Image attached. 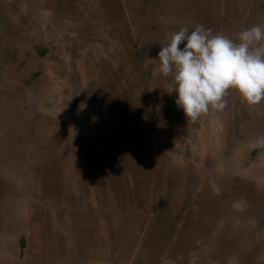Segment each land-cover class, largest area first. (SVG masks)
Returning <instances> with one entry per match:
<instances>
[{
  "label": "rangeland",
  "instance_id": "1",
  "mask_svg": "<svg viewBox=\"0 0 264 264\" xmlns=\"http://www.w3.org/2000/svg\"><path fill=\"white\" fill-rule=\"evenodd\" d=\"M198 24L264 0H0V264H264V100L193 122L152 76Z\"/></svg>",
  "mask_w": 264,
  "mask_h": 264
},
{
  "label": "clouds",
  "instance_id": "2",
  "mask_svg": "<svg viewBox=\"0 0 264 264\" xmlns=\"http://www.w3.org/2000/svg\"><path fill=\"white\" fill-rule=\"evenodd\" d=\"M157 58L152 76L171 77L167 93H176L175 104L193 122L210 108L223 110L229 90L250 106L264 100V25L242 30L235 40L203 24L181 27Z\"/></svg>",
  "mask_w": 264,
  "mask_h": 264
},
{
  "label": "trees",
  "instance_id": "3",
  "mask_svg": "<svg viewBox=\"0 0 264 264\" xmlns=\"http://www.w3.org/2000/svg\"><path fill=\"white\" fill-rule=\"evenodd\" d=\"M22 241V240H21Z\"/></svg>",
  "mask_w": 264,
  "mask_h": 264
}]
</instances>
